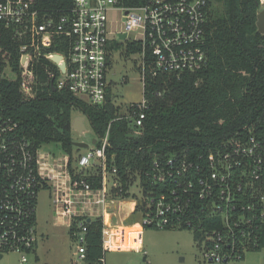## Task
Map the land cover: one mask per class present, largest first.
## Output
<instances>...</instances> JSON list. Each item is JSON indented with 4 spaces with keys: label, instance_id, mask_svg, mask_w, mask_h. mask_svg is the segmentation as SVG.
<instances>
[{
    "label": "built area",
    "instance_id": "1",
    "mask_svg": "<svg viewBox=\"0 0 264 264\" xmlns=\"http://www.w3.org/2000/svg\"><path fill=\"white\" fill-rule=\"evenodd\" d=\"M259 7L264 8V0ZM111 11L121 12L124 21L115 33L109 29ZM209 18V0H144L138 6L120 0H73L69 11L58 15L41 12L36 0H0V26L9 30L20 50L18 70L7 62L2 76L18 80L23 97L32 98L38 86L36 64L45 60L53 65L49 77L57 89L103 106L111 90L107 73L116 35L121 42L140 45L133 54L139 55L142 100L118 104L113 98L121 107L119 118L140 131L148 108L144 90L149 75L180 76L207 66ZM136 30L142 37L132 41L129 33ZM57 45L65 51H48ZM55 55H60L58 61ZM110 127L111 122L99 143L80 152L74 162L73 155L36 146L17 131L16 121L0 117V261L18 252V264H32L29 256L39 239V194L47 191L54 223L69 228L80 259H86V223L92 218L103 220V248L121 247L123 224L114 220L120 205L129 202L131 214L137 206L142 213L131 226H186L200 233L196 241L205 264H245V251L257 250L264 232V136L249 129L227 139L208 155V169L175 155L154 157L143 173H136L126 197L113 158L109 164ZM98 177L101 186L94 187L91 180ZM201 215L206 223L220 219L222 227L203 226ZM100 263L105 264V257Z\"/></svg>",
    "mask_w": 264,
    "mask_h": 264
},
{
    "label": "trees",
    "instance_id": "2",
    "mask_svg": "<svg viewBox=\"0 0 264 264\" xmlns=\"http://www.w3.org/2000/svg\"><path fill=\"white\" fill-rule=\"evenodd\" d=\"M120 2L138 6L144 0ZM209 3L207 66L180 76L149 75L144 90L148 108L140 131L133 128L130 120L119 118L121 107L113 103L111 94L105 105L92 106L67 90L57 89L56 82L52 83L54 78L49 77L53 65L45 60L36 64L35 96L23 97L19 81L2 76L7 62L18 70L20 50L9 30L0 26V117L16 121L17 131L36 146L55 142L71 156L74 147L80 150L73 141L74 110L86 116L98 141L111 122L108 159L109 164L114 159L126 197H130L126 191L136 173H143L154 157L175 155L208 169V155L223 147L227 139L249 129L264 136V34L257 27L259 0H209ZM72 5L73 0H36L41 12L56 15L69 11ZM139 50L140 45L128 44V53ZM48 51L64 52L65 47L57 45ZM91 181L94 187L101 186L99 177ZM140 211L137 206L127 223L137 222L135 217H140ZM200 219L207 228L222 227L220 219H211L213 224L206 223L208 219L203 215ZM86 226L85 264L100 263L106 254L102 245L103 220L92 218ZM170 229L189 230L186 226L165 228ZM196 231L197 239L200 233ZM259 242V248L264 246V232Z\"/></svg>",
    "mask_w": 264,
    "mask_h": 264
},
{
    "label": "rangeland",
    "instance_id": "3",
    "mask_svg": "<svg viewBox=\"0 0 264 264\" xmlns=\"http://www.w3.org/2000/svg\"><path fill=\"white\" fill-rule=\"evenodd\" d=\"M260 11V9H259ZM109 29L112 33L123 29L124 21L122 13L119 11H111ZM114 39L111 43L110 68L107 73V80L110 84V94L117 100V103L129 104L139 102L143 98V82L139 67V55L130 54L127 41H119ZM142 32L136 30L129 33V39L137 41L141 39ZM115 43H119L115 46ZM73 121L76 116L82 114L74 110ZM85 130L82 134L74 130L73 141L85 142L92 146V140L96 137L89 120H84ZM43 150L56 153L58 155L69 154L59 144L55 142L43 145ZM87 149L77 150L73 148V158L85 152ZM132 191L136 192L133 187ZM131 203L121 204L117 219L122 221L121 211L130 209ZM38 231L39 239L36 246L35 254H31L30 262L32 264H85L84 259H80L76 254V243L70 235L69 228L57 225L53 220L51 202L47 191H42L38 199ZM136 218V219H135ZM135 220H139L136 216ZM127 219V218H126ZM127 223V221L124 220ZM125 223V225H127ZM140 229L137 225L132 230ZM41 235V236H40ZM136 235V234H135ZM136 236H133L135 238ZM143 244L146 256L143 252H135L131 250H110L106 251L105 264H133V261H139L140 264H205L201 244L196 241L195 234L191 230L179 229H155L152 227L143 228ZM20 254L18 252H10L5 254L0 264H18ZM36 257L38 260H36ZM242 261L245 264H264V246L257 250H248L244 253ZM95 264H101L96 262Z\"/></svg>",
    "mask_w": 264,
    "mask_h": 264
},
{
    "label": "crops",
    "instance_id": "4",
    "mask_svg": "<svg viewBox=\"0 0 264 264\" xmlns=\"http://www.w3.org/2000/svg\"><path fill=\"white\" fill-rule=\"evenodd\" d=\"M131 207L132 205H130V209L127 211L125 210V212H123V210L121 211V216H122V221L119 222L118 219L116 218L114 221L116 222V224H123L121 227V238L120 240L123 242V244L121 245L120 248L117 247H112L110 250H131V251H135V252H142V250L144 249V244H143V229H138L139 232H132V228H134L135 226H131L130 223H126L124 222V220L126 221V218H129V216L131 215ZM125 223L127 225H125ZM136 234V235H135ZM133 236H136L135 238H133ZM108 250V251H110ZM146 256V254H144ZM106 263V260H105Z\"/></svg>",
    "mask_w": 264,
    "mask_h": 264
},
{
    "label": "water",
    "instance_id": "5",
    "mask_svg": "<svg viewBox=\"0 0 264 264\" xmlns=\"http://www.w3.org/2000/svg\"><path fill=\"white\" fill-rule=\"evenodd\" d=\"M257 27H258V31L260 33L264 34V8L258 12ZM125 36H126L125 34L120 35L121 39H125ZM54 59H55V61H58L60 59V55H55ZM52 83H54V80H52ZM85 119H86L85 115L76 116L73 123H72L73 129L80 134H82L85 130V124H84ZM96 142H97V139L94 138L92 140V145H95ZM74 145L80 149H87L89 147L88 143L79 142V141L74 142ZM133 264H140V262L139 261H133Z\"/></svg>",
    "mask_w": 264,
    "mask_h": 264
}]
</instances>
